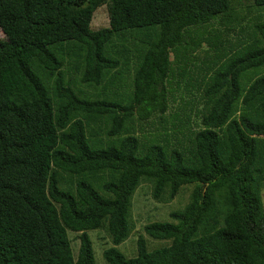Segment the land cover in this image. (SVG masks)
<instances>
[{
    "label": "trees",
    "instance_id": "16d2710c",
    "mask_svg": "<svg viewBox=\"0 0 264 264\" xmlns=\"http://www.w3.org/2000/svg\"><path fill=\"white\" fill-rule=\"evenodd\" d=\"M100 7L107 25L91 30ZM248 9L0 0V264H94L95 230L105 264H264V74L238 80L264 68V21L237 22ZM123 79L126 105L106 97ZM140 184L158 203L190 191L171 222L141 227L127 258L116 247ZM145 238L165 245L148 251Z\"/></svg>",
    "mask_w": 264,
    "mask_h": 264
},
{
    "label": "rangeland",
    "instance_id": "374dc122",
    "mask_svg": "<svg viewBox=\"0 0 264 264\" xmlns=\"http://www.w3.org/2000/svg\"><path fill=\"white\" fill-rule=\"evenodd\" d=\"M242 8L249 6L251 9H248L246 12L240 11L239 15H237V22L241 20V15L244 14V16H247L246 23L252 24L258 21V23L264 21V7H254L252 8L251 0H240ZM236 22V23H237ZM107 25V18H106V12L104 7L98 8L92 15V19L90 22V28L91 30H96L98 28L105 27ZM221 26H218L217 29L221 30L219 28ZM236 29V28H235ZM230 34V33H228ZM231 35V34H230ZM2 37L1 31H0V38ZM240 43L237 40L236 44L234 45L235 48L240 47ZM125 69V67H124ZM123 66H121L119 70L118 75H122L124 72ZM264 74V68H251L248 69L245 72H242L239 76V82L243 83L251 79L252 77H256L257 75ZM121 80V79H117ZM124 79L123 81H114L111 82L108 86L109 95L106 96L108 100L115 101L119 104L126 105L130 102V91L127 86L124 85ZM83 91L90 94L91 98L95 95V90H93L92 87L87 88L83 87ZM174 97L176 98L177 95L175 94ZM102 99V97H101ZM176 101V100H175ZM156 122V120H155ZM142 124V123H141ZM142 128V134L141 131L136 130V135L139 137L142 135L148 136L149 133H153L155 130L153 127H159L158 124L153 125V127H150V125H143ZM183 187L180 189L178 194L175 196V198L168 202V203H158L155 202L151 196H150V186L148 184H140L135 192L133 193L132 200H131V217L134 222L133 231L130 237H128L122 244L117 246V250L120 251L125 257L131 258L135 256V246L134 242L136 240L137 235H142L141 227L145 225L146 223H153V222H171V219L169 218L168 214L172 211H176L181 209L186 203L188 194L190 191V188ZM87 235L91 241V247L93 251V258H94V264H105L103 258H102V252L105 248L110 247L108 238L105 236L104 232L101 230H95V231H88ZM77 233L68 232V239L70 242V246L73 249L74 256L76 255V250L78 248V239L76 238ZM146 239V246L147 250L151 251L154 250L155 247H160L158 245L164 246V241H154L151 239Z\"/></svg>",
    "mask_w": 264,
    "mask_h": 264
},
{
    "label": "clouds",
    "instance_id": "9594fccd",
    "mask_svg": "<svg viewBox=\"0 0 264 264\" xmlns=\"http://www.w3.org/2000/svg\"><path fill=\"white\" fill-rule=\"evenodd\" d=\"M1 31V30H0ZM2 34V33H1Z\"/></svg>",
    "mask_w": 264,
    "mask_h": 264
}]
</instances>
